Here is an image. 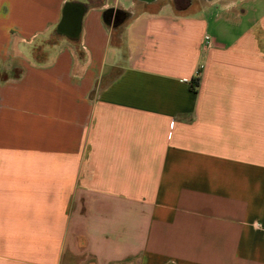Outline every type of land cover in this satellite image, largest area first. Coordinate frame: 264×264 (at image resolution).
<instances>
[{
  "label": "crops",
  "instance_id": "crops-1",
  "mask_svg": "<svg viewBox=\"0 0 264 264\" xmlns=\"http://www.w3.org/2000/svg\"><path fill=\"white\" fill-rule=\"evenodd\" d=\"M0 264H264V0H0Z\"/></svg>",
  "mask_w": 264,
  "mask_h": 264
},
{
  "label": "water",
  "instance_id": "water-1",
  "mask_svg": "<svg viewBox=\"0 0 264 264\" xmlns=\"http://www.w3.org/2000/svg\"><path fill=\"white\" fill-rule=\"evenodd\" d=\"M75 19H76V14L72 12L71 10L67 9L66 14H65V20L62 25V29L64 30L70 24L74 25Z\"/></svg>",
  "mask_w": 264,
  "mask_h": 264
},
{
  "label": "trees",
  "instance_id": "trees-1",
  "mask_svg": "<svg viewBox=\"0 0 264 264\" xmlns=\"http://www.w3.org/2000/svg\"><path fill=\"white\" fill-rule=\"evenodd\" d=\"M69 5V3L68 4H66L65 6H64V11H65V8L67 7ZM115 14V16H116V18H115V21L117 20H122V14L123 13H119V12H115L114 13ZM110 15H111V11L110 10H108V11H105L104 12V19H106V20H108V18L110 17Z\"/></svg>",
  "mask_w": 264,
  "mask_h": 264
},
{
  "label": "built area",
  "instance_id": "built-area-1",
  "mask_svg": "<svg viewBox=\"0 0 264 264\" xmlns=\"http://www.w3.org/2000/svg\"><path fill=\"white\" fill-rule=\"evenodd\" d=\"M209 42H210V37H208V36H205V37H204L203 48H205V47H206V45H208V44H209Z\"/></svg>",
  "mask_w": 264,
  "mask_h": 264
},
{
  "label": "flooded vegetation",
  "instance_id": "flooded-vegetation-1",
  "mask_svg": "<svg viewBox=\"0 0 264 264\" xmlns=\"http://www.w3.org/2000/svg\"><path fill=\"white\" fill-rule=\"evenodd\" d=\"M115 18H116V16H115Z\"/></svg>",
  "mask_w": 264,
  "mask_h": 264
}]
</instances>
